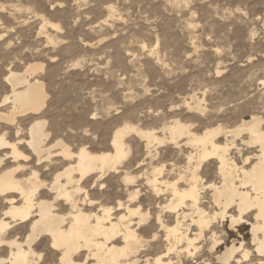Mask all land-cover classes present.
I'll use <instances>...</instances> for the list:
<instances>
[{
    "label": "bare ground",
    "instance_id": "obj_1",
    "mask_svg": "<svg viewBox=\"0 0 264 264\" xmlns=\"http://www.w3.org/2000/svg\"><path fill=\"white\" fill-rule=\"evenodd\" d=\"M43 24L59 29L48 19ZM42 69L35 61L22 72L7 69L2 75L9 86L2 102L10 100L11 107L0 110V264H189V259L211 264L209 253L216 264H264L260 116L242 119L227 131L209 126L199 133L175 119L162 128L167 133H159L162 137L125 123L106 142L110 150L94 153L83 145L73 151L62 139L49 142L46 119L32 118L47 105L44 83L33 75ZM202 100L191 97L194 106L187 100L186 107L201 111ZM26 117L31 119L24 125ZM9 127L15 129L11 141L5 137ZM23 131L25 138L19 136ZM130 134L144 143L143 155L133 164L135 173L133 165L122 163ZM182 137L194 147L186 153L177 150L184 164L166 163L165 153H153V146L166 142L178 148ZM205 165L214 168L212 179L200 176ZM109 173L117 175L115 183L126 191L122 200L119 188L115 191L113 205L100 196L91 198L86 189L91 182V188L100 185L103 190ZM142 188L147 189L144 196ZM224 222L232 229L249 224L250 242L242 236L228 244L218 235ZM160 241L163 249L152 250Z\"/></svg>",
    "mask_w": 264,
    "mask_h": 264
},
{
    "label": "rangeland",
    "instance_id": "obj_2",
    "mask_svg": "<svg viewBox=\"0 0 264 264\" xmlns=\"http://www.w3.org/2000/svg\"><path fill=\"white\" fill-rule=\"evenodd\" d=\"M44 19L59 29L44 25ZM35 61L43 71L33 75L43 81L48 97L32 118L46 119L49 142L62 139L73 151L83 145L94 153L110 150L113 131L125 123L162 137L167 136L162 128L175 119L199 133L209 126L227 131L257 115L264 129V0H0L2 112L11 107L10 100L2 102L9 94L3 79L7 69L22 72ZM190 96L203 99L201 111L186 107ZM29 119H22L24 125ZM6 131L7 140L15 139L14 128ZM134 136L125 137L123 164L133 165L143 155L144 143ZM184 140L178 148L168 142L155 145L153 153L182 165L184 156L177 150H194ZM232 153L239 163L236 150ZM211 168L205 165L200 176L212 179ZM108 175L105 190L91 188V182L86 189L91 198L113 205L115 191L119 188L121 200L126 191L115 183L116 174ZM141 192L144 196L147 189ZM228 227V222L218 225L231 232L218 234L228 244L242 236L250 242L249 224ZM204 247L208 252V244Z\"/></svg>",
    "mask_w": 264,
    "mask_h": 264
}]
</instances>
